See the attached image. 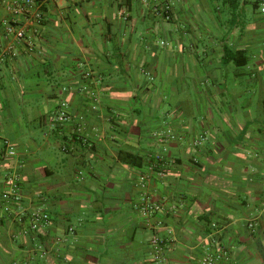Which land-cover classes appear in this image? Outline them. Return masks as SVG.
I'll use <instances>...</instances> for the list:
<instances>
[{"label": "crops", "instance_id": "1", "mask_svg": "<svg viewBox=\"0 0 264 264\" xmlns=\"http://www.w3.org/2000/svg\"><path fill=\"white\" fill-rule=\"evenodd\" d=\"M24 1L0 0V28L37 29L32 47L0 38V146L16 154L0 159V192L16 167L22 203L14 210L39 208L51 223L34 237L0 223V264H198L212 238L229 255L219 264H264L258 0H31L28 15L16 12ZM163 5L169 21L155 14ZM36 13L40 26L27 21ZM85 82L96 111L79 91ZM165 82L171 112L159 117ZM179 91L198 98L186 115ZM61 101L72 119L49 129ZM78 123L86 145L74 136ZM119 152L141 156L142 165ZM150 155L162 156V177L148 170ZM142 173L165 214L139 212ZM153 237L164 241L160 262L150 258Z\"/></svg>", "mask_w": 264, "mask_h": 264}, {"label": "built area", "instance_id": "2", "mask_svg": "<svg viewBox=\"0 0 264 264\" xmlns=\"http://www.w3.org/2000/svg\"><path fill=\"white\" fill-rule=\"evenodd\" d=\"M72 1H85V0H72ZM31 0H25L23 4L17 6L16 12L24 15H28V9L31 5ZM260 12L264 14V0H258ZM155 14L160 16L164 21L170 19V7L163 5L154 9ZM31 18V19H30ZM27 21L30 25L40 26L42 22V16L39 13L29 16ZM37 33V29L34 27L30 31L26 30L23 26L11 24L5 22L0 28L1 37H13L17 43L23 44L27 47H32L34 43V37ZM12 51L8 48L7 53ZM11 57L13 54L10 53ZM86 80L93 79L91 73H86L83 77ZM91 85L87 82L82 83L79 91L85 95L89 101V108L91 111L98 109V98L95 91L90 89ZM71 113L68 112V106L65 101H61L58 106V111L54 115H50L47 120V126L49 129H57L64 126L71 121ZM84 128L82 123H78L74 130V136L77 140L86 145L88 139L83 133ZM166 137H172L170 132L163 133ZM159 142H163L162 137H158ZM14 148L5 142L0 146V159H8L15 157ZM165 162L160 155H150L148 157V170L150 172L157 171L159 176H163V169ZM149 182V176L146 173L138 175L135 181V188L140 192L139 197V212L144 216L165 214L168 209L161 202H155L150 199L147 186ZM3 190L0 192V223L16 222L24 236L34 237L42 230L49 228L51 223L50 215L36 209L27 213H16L15 208L18 210L21 207V179L18 174L17 168L10 170L3 178ZM251 228L252 225H249ZM164 241L160 238L153 237L150 240L151 251L150 255L155 261L160 262L161 255L163 253ZM202 256L199 259L198 264H219L220 262H227L229 255L225 247L220 245L214 238L202 245Z\"/></svg>", "mask_w": 264, "mask_h": 264}, {"label": "rangeland", "instance_id": "3", "mask_svg": "<svg viewBox=\"0 0 264 264\" xmlns=\"http://www.w3.org/2000/svg\"><path fill=\"white\" fill-rule=\"evenodd\" d=\"M162 40L161 43H160V48L162 50L166 49L168 47V43H169V39L166 38V36H163L161 38ZM164 87L161 91L163 92L162 95L164 98V102H163V108L160 109L158 112H157V115L159 117H163L165 115L166 112H171V108L169 107L168 105V100L170 98V91L172 90V85L169 83V82H165V84L162 86ZM190 92H186V91H179V96L178 97V100L180 101L179 102V107L181 109V112L183 113V115H186V112L188 113L189 110H191V108L187 105V103L189 104L190 101H193L194 103H197L198 102V98L197 97H194V98H190L189 96H193L191 93L189 94ZM172 134V133H171ZM173 135V134H172ZM150 235L147 234L146 237L148 238Z\"/></svg>", "mask_w": 264, "mask_h": 264}, {"label": "trees", "instance_id": "4", "mask_svg": "<svg viewBox=\"0 0 264 264\" xmlns=\"http://www.w3.org/2000/svg\"><path fill=\"white\" fill-rule=\"evenodd\" d=\"M118 157L122 162L130 165L131 167H140L143 161L141 156L131 152H119ZM150 258H152L151 255ZM152 261H154L153 258Z\"/></svg>", "mask_w": 264, "mask_h": 264}]
</instances>
